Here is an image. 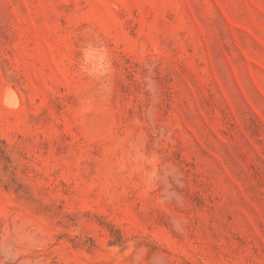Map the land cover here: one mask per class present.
Returning a JSON list of instances; mask_svg holds the SVG:
<instances>
[{
    "label": "rangeland",
    "instance_id": "1",
    "mask_svg": "<svg viewBox=\"0 0 264 264\" xmlns=\"http://www.w3.org/2000/svg\"><path fill=\"white\" fill-rule=\"evenodd\" d=\"M0 264H264V0H0Z\"/></svg>",
    "mask_w": 264,
    "mask_h": 264
},
{
    "label": "bare ground",
    "instance_id": "2",
    "mask_svg": "<svg viewBox=\"0 0 264 264\" xmlns=\"http://www.w3.org/2000/svg\"><path fill=\"white\" fill-rule=\"evenodd\" d=\"M8 92H9V91H8ZM13 95H14V94H13ZM9 101H10V100H9ZM10 102H11V101H10ZM10 102H9V103H10ZM7 105H8V104H7Z\"/></svg>",
    "mask_w": 264,
    "mask_h": 264
}]
</instances>
